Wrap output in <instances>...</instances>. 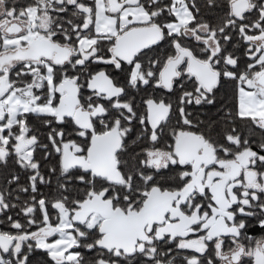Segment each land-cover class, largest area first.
<instances>
[{
	"label": "snow or ice",
	"instance_id": "1",
	"mask_svg": "<svg viewBox=\"0 0 264 264\" xmlns=\"http://www.w3.org/2000/svg\"><path fill=\"white\" fill-rule=\"evenodd\" d=\"M0 264H264V0H0Z\"/></svg>",
	"mask_w": 264,
	"mask_h": 264
},
{
	"label": "flooded vegetation",
	"instance_id": "2",
	"mask_svg": "<svg viewBox=\"0 0 264 264\" xmlns=\"http://www.w3.org/2000/svg\"><path fill=\"white\" fill-rule=\"evenodd\" d=\"M21 182H22V183L25 182L23 178H22V181H21ZM41 190L44 191V192H48V191H49L47 188H42ZM260 234H261V233L258 232V231H257L256 233H254V235H257V236H259Z\"/></svg>",
	"mask_w": 264,
	"mask_h": 264
}]
</instances>
